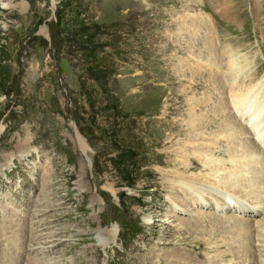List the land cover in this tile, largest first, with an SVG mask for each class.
I'll return each instance as SVG.
<instances>
[{"label":"rangeland","instance_id":"1","mask_svg":"<svg viewBox=\"0 0 264 264\" xmlns=\"http://www.w3.org/2000/svg\"><path fill=\"white\" fill-rule=\"evenodd\" d=\"M246 1L0 0V220L34 213L35 221L44 219L48 226L32 233L25 226L23 237L4 233L0 240L23 244L26 255L36 247L56 253L36 255L27 264H173L184 253L168 249L175 238L164 224L175 150L202 127L207 134L219 131L218 144L229 145L222 158L252 172L250 163L236 159H248V153L232 127L223 84L215 72L196 66L205 59L210 66L214 53L233 48L254 80L249 84L264 78V0H252V9ZM255 93L264 99L263 89ZM259 110L253 116L264 120ZM248 116L245 110L242 120ZM183 168L178 178L197 174L186 176L188 166ZM218 179L222 186L213 193L218 205L208 198L215 210L223 207L225 195L234 194ZM262 217L247 221V234L257 241L255 223ZM208 225L213 227V218ZM141 226L134 245L119 241L118 234ZM165 228L170 234L162 237ZM193 231L206 230L201 225ZM157 238L168 245L156 248L162 252L155 249ZM15 260L24 264L17 254Z\"/></svg>","mask_w":264,"mask_h":264},{"label":"bare ground","instance_id":"2","mask_svg":"<svg viewBox=\"0 0 264 264\" xmlns=\"http://www.w3.org/2000/svg\"><path fill=\"white\" fill-rule=\"evenodd\" d=\"M11 7L12 8H15L16 6L13 5ZM21 11H24V9L21 8ZM208 46H209V44H208ZM219 51H217L214 54L212 52H209L210 55H212V54L214 55V61L212 62V64H210V67L212 69H214L215 66H216V63L220 59H222ZM208 65H209V63H208ZM235 65L236 64H232L230 66V72H231V74L233 76V80H232V83H231V85L229 87V92L227 94V99H228V102L230 104V107L232 108L233 112L235 113V117L231 120L232 121V127L235 128V131H236V133L238 134V136L240 138V136L243 134V132L246 131V125H242L240 123V121L237 118V115L239 114L240 108L246 103L245 102V100H246L245 99L246 98L245 96H247V95H243V92H242L241 87H240L241 84L237 80V77H238L237 76V72H238V70L236 69ZM198 71H199V69H198ZM212 72H214V71H212ZM205 74H207V73H205ZM210 75H212V74H210ZM215 84H216V82H215ZM217 105H218V103H217ZM226 107H228V105ZM226 109H228V108H226ZM215 114H218V113H215ZM228 118H230V117H228ZM224 119H225V122H227L226 121L227 119L226 118H224ZM193 120L195 122L196 119H193ZM212 120H215V119L212 118ZM228 121H230V120H228ZM209 122L207 123L206 128H207ZM203 125H205V124H203ZM186 127H187V124H185V129H186ZM192 127H191V129H192ZM249 127L251 129H253V133H252L251 138L246 137L243 140L240 138V140H242L246 144V148L245 147L244 148L246 149V151L248 153V156H247L248 159L242 158L240 156L238 158H236V159L237 160L238 159L239 160H244L246 162V164H249L250 163L252 165V167H251V171H252L251 174L248 173L247 170H242L241 167L239 166L240 163L239 164H237L238 162L237 163H232V159H231V161H227V160L221 158L222 161H223L222 162L220 160V158L218 159V158H216L214 156L215 153H216V151H209L208 150V148H210V147L214 148L215 145L218 144V136H217L216 133L218 132L220 134V132L217 131V130H216L217 131L216 133H208L207 134L204 131L205 128L202 127L200 134L199 133L196 134L193 137V139H191V141H188V144L187 145H181L180 148H178L176 150L174 149L175 150V154H176V158H179L182 161V163H184L185 161L190 160L192 162V164H193V166H190L189 164H187L184 167L188 166L189 170L192 173H193V171H197V174L194 175V176L186 175V176H189V178L187 180H183L182 178H178V180H175L173 182L179 188L183 189L186 192L187 195H191V199H192L194 205H197L198 206V205H200V204H202V203L205 202V200H204V197H205L204 194L205 193L209 196V198H212L213 200H216V197L217 196H215L216 194L213 195V193H214L215 190H217L215 187H219L221 185V182L218 179V177H221V178L225 179V181H223L225 183H222L223 184V188L225 187V189L230 190L232 193L238 195L237 196L238 198L244 199V201L250 203V205L253 207V208L251 206L246 207L249 210V215L248 216H250L252 218L256 217V214L257 215H262L263 214V216H264V191H263L264 187H262V185H264V125H263V123L249 122ZM185 129H181L180 131H178V134L177 135L179 136V135L183 134L182 132H184ZM196 129H198V128H196ZM226 129H227V127H226ZM187 130H188V134L190 135L191 132L189 131V129H187ZM228 134H231V133H228ZM232 134H233V132H232ZM219 136H223V135H219ZM231 141H234V140H231ZM169 142H170V140H169ZM257 142H259L260 144H257ZM230 146L233 147V145H231V144H230ZM81 147H83L82 144H81ZM237 150H239V149H237ZM228 151H230V150H228ZM226 152H227V150H226ZM230 152H232V151H230ZM233 152H232V154H233ZM236 154H233V156L235 155V157H236ZM228 159H230V158H228ZM220 161L222 162L221 164H220ZM244 165H245V163L243 164V166ZM248 167H250V166H248ZM193 174H195V173H193ZM204 182H205V184H204ZM187 186H190L191 187V190L188 191V192L185 190V188ZM235 188H238V189L235 190ZM221 189H222V187H221ZM218 193H221V192H218ZM222 195L224 196L225 194H222ZM222 195L219 194V196H222ZM225 196H224V199L226 200L227 196H226V198H225ZM216 202H217V200H216ZM213 204H215V203L213 202ZM217 205H218V202H217ZM194 215L197 216V218L198 217H201V216H199L197 214H193V216H191V217H195ZM257 221H256L257 223H255L256 229L258 231L257 234H259V233L264 234V217H262L261 220L259 219ZM183 223L184 224H187L190 227L191 230L198 231L199 230V227L201 228L202 220L201 219H198V220L192 221V218L189 217V218L185 219L183 221ZM235 223L236 224H235V229L234 230L240 231L239 233L241 234V238H240V240L238 242L243 245L245 243L244 240L247 241L251 237L250 235L247 234V232H249L250 229H251L250 228V224L247 223V222H239V221H237ZM243 228H246V229H243ZM232 229H233V226H231L229 228V231H230V234H231L230 241L226 242L225 243V246H222V247H228V249H231V248H233L234 244L236 243L235 240H234V236L232 235V232H231ZM253 238H254L255 243L256 242L257 243L259 242V241H257L256 236H254ZM217 247H219V246H217ZM257 247H258V245H257ZM231 253H232V256L238 257L239 254H240V251L239 250H234ZM184 256H185L184 253L181 254L179 257H177V260L175 259V261L173 262V264H181V260H183L185 262L186 258ZM217 257L219 259H221V260H225V259H227L229 257V254L226 253V252H221L220 254L217 255ZM189 261H190V264H198L191 257L189 258ZM216 263L217 262L212 263L210 261V264H216ZM263 263L264 262H261V264H263Z\"/></svg>","mask_w":264,"mask_h":264},{"label":"trees","instance_id":"3","mask_svg":"<svg viewBox=\"0 0 264 264\" xmlns=\"http://www.w3.org/2000/svg\"><path fill=\"white\" fill-rule=\"evenodd\" d=\"M2 79V81H4L5 80V77H3V78H1Z\"/></svg>","mask_w":264,"mask_h":264}]
</instances>
